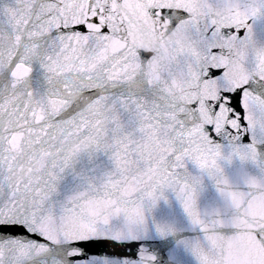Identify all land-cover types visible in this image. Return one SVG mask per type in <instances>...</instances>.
I'll return each instance as SVG.
<instances>
[{"label":"snow or ice","instance_id":"6c2138e0","mask_svg":"<svg viewBox=\"0 0 264 264\" xmlns=\"http://www.w3.org/2000/svg\"><path fill=\"white\" fill-rule=\"evenodd\" d=\"M0 264H264V0H0Z\"/></svg>","mask_w":264,"mask_h":264}]
</instances>
